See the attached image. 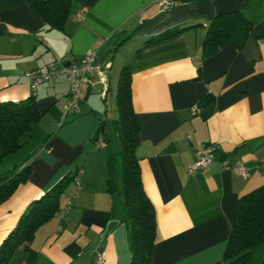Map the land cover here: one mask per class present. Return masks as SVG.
<instances>
[{"label": "crops", "instance_id": "obj_1", "mask_svg": "<svg viewBox=\"0 0 264 264\" xmlns=\"http://www.w3.org/2000/svg\"><path fill=\"white\" fill-rule=\"evenodd\" d=\"M231 8L250 22L244 43L235 47L229 41L201 55L208 20ZM175 25L181 28L177 33L145 42ZM88 48L100 69L84 76L79 111L62 118L65 77L32 88L25 72L50 60L66 62ZM117 54L116 65L127 64L130 72L139 123L134 151L155 210L150 264H231L222 252L234 200L264 182L258 167L264 158V0H70L61 29L43 27L26 0H0V100L33 94L41 111L31 135L13 151L21 156L11 164L33 152L25 180L0 201V240L31 199L72 170L76 181L71 178L59 198L61 207L69 196V207L36 226L28 243L35 253L25 264H95L96 250L101 264L129 263L118 199L105 188V156L117 145L114 110L106 107V66H113ZM100 121L103 139L97 146ZM200 142L216 145L214 157L188 171ZM236 162L246 176L230 167ZM72 241L80 246L74 255L64 248ZM245 264H264V240L251 247Z\"/></svg>", "mask_w": 264, "mask_h": 264}, {"label": "trees", "instance_id": "obj_2", "mask_svg": "<svg viewBox=\"0 0 264 264\" xmlns=\"http://www.w3.org/2000/svg\"><path fill=\"white\" fill-rule=\"evenodd\" d=\"M26 1L42 19L43 27H63L69 15L70 0ZM250 27V22L236 8L215 13L205 26L201 55H208L229 41L235 47H240ZM180 29L178 25L172 26L148 37L145 42L171 36ZM113 95L115 116L112 118V128L118 148L109 149L105 156V188L115 193L118 199L120 220L126 226L130 252L128 264H150V251L156 229L155 210L143 189L138 157L134 151L138 142L139 123L132 107L127 64L120 66ZM40 115L41 111L36 106L33 94L13 100H0V160L6 153L23 144L31 135L33 125ZM101 138L103 139V130L100 121L98 135L93 139L101 142ZM32 152L0 170V201L27 177L28 160ZM71 178V173L62 175L25 205L14 225L0 240V264H9L18 250L23 251L24 256H17L13 264L19 263L22 258L25 264L33 256L35 250L29 246V240L36 226L52 216L59 207V198ZM263 240L264 182H261L236 196L222 255L231 264H245L251 247ZM64 248L70 255L80 250V246L74 241Z\"/></svg>", "mask_w": 264, "mask_h": 264}, {"label": "built area", "instance_id": "obj_3", "mask_svg": "<svg viewBox=\"0 0 264 264\" xmlns=\"http://www.w3.org/2000/svg\"><path fill=\"white\" fill-rule=\"evenodd\" d=\"M170 5L167 2L163 3V6ZM100 69V61L96 59L95 50L92 48L86 49L81 55L74 57L70 56L66 62H58L50 60L46 62L43 69L33 68L25 72L26 75L30 77L31 87L34 88L35 84L39 81L46 80L50 77H55L57 75H63L67 81V96L64 99L61 108V117L65 116L67 113H76L80 109V102L83 98L81 92V83L84 76L88 74H93ZM191 112H195L196 106L193 104L190 106ZM97 146L101 144L98 140L95 142ZM216 145L212 142H200L196 148L195 158L188 163V171H192L199 167L207 166L214 157ZM225 166V160H222ZM234 172L239 175L246 176L247 171L245 166L241 162H236L230 166ZM258 167L264 170V158L258 163ZM76 181V176H73ZM70 197L66 196V203L58 207L54 214L62 216L69 207ZM102 252L100 250L95 251V264L102 263Z\"/></svg>", "mask_w": 264, "mask_h": 264}, {"label": "rangeland", "instance_id": "obj_4", "mask_svg": "<svg viewBox=\"0 0 264 264\" xmlns=\"http://www.w3.org/2000/svg\"><path fill=\"white\" fill-rule=\"evenodd\" d=\"M135 37V35L133 34L132 36H131V39H130V41L133 39ZM113 53V49H111V51L107 54V60H106V62L109 60V59H112V54ZM117 59H118V54L114 57V64H113V66L111 67V68H109V66L107 67L106 66V68H108V78H109V81H108V83H109V88L107 89V92H106V107L107 108H109L110 106L113 108L112 110H114V114H115V109H114V88H115V84H116V80H117V76H118V73H119V69H120V67H118L119 65V63L117 62V65H116V61H117ZM118 61H119V59H118ZM71 114H67L66 116L68 117V116H70ZM117 142V141H116ZM110 142H108V141H106V144H109ZM111 150H113V149H115V148H118V143H117V145H116V147H113V146H111V147H109ZM21 156V154L19 153V152H17V153H13V151L12 152H10L9 154H7V156H5V158H3L1 161H0V168H3V169H5V168H7V167H9L10 165H11V161L12 160H17V158H19ZM3 166H5V167H3ZM72 172V170L71 171H69L68 172V174H70ZM20 253L19 252H17V254H15L14 255V258H13V260L9 263V264H13V261L17 258V256L19 255Z\"/></svg>", "mask_w": 264, "mask_h": 264}]
</instances>
